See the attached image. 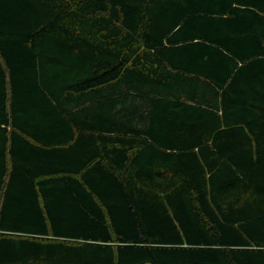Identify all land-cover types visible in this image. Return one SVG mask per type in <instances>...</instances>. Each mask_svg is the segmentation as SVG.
<instances>
[{
  "label": "trees",
  "instance_id": "16d2710c",
  "mask_svg": "<svg viewBox=\"0 0 264 264\" xmlns=\"http://www.w3.org/2000/svg\"><path fill=\"white\" fill-rule=\"evenodd\" d=\"M0 264H264V0H0Z\"/></svg>",
  "mask_w": 264,
  "mask_h": 264
}]
</instances>
